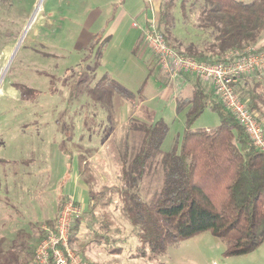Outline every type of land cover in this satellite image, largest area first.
<instances>
[{
    "label": "rangeland",
    "instance_id": "rangeland-1",
    "mask_svg": "<svg viewBox=\"0 0 264 264\" xmlns=\"http://www.w3.org/2000/svg\"><path fill=\"white\" fill-rule=\"evenodd\" d=\"M121 2L126 13L119 22ZM133 4L143 1L0 0V264H36L35 255L21 246L33 248L32 231L40 225L43 230L57 198L73 183L81 193L67 194L64 203L71 198L82 209L77 216L83 203L76 197H85V206L94 204L96 223L107 216L113 223L109 236L121 248L119 254L101 247L83 254L71 250L85 264H264V242L251 253L227 257L222 241L208 232L152 261L132 258L139 242L119 196L122 159L129 161L139 148L135 128L159 121L168 128L160 152L178 151L187 108L176 112L175 101L192 92L188 84L178 85L180 78L169 79L160 71L141 38V18ZM184 5L182 12L180 2L175 3L162 35L178 52L218 55L212 30L204 26L202 2ZM91 35L96 39L89 42ZM263 44L264 32L257 46L246 48L258 50ZM218 125V114L207 109L190 129ZM158 160L140 183L144 201L160 186ZM86 231L83 222L79 237Z\"/></svg>",
    "mask_w": 264,
    "mask_h": 264
},
{
    "label": "trees",
    "instance_id": "trees-1",
    "mask_svg": "<svg viewBox=\"0 0 264 264\" xmlns=\"http://www.w3.org/2000/svg\"><path fill=\"white\" fill-rule=\"evenodd\" d=\"M177 1L184 12L187 0H161L156 15V28L170 48L161 27L166 28L169 24L170 13ZM200 1L204 26L212 30L219 54L207 57L201 53L177 51L182 57L214 64L228 51L258 45L264 32V0L250 3ZM164 30L166 35L168 31ZM246 77L249 76L242 78ZM242 78L234 85V91L255 116L264 134V82H243ZM190 82L191 96L175 101L176 112L187 108L179 150L160 152L168 128L159 121L135 128L141 136L139 148L129 161L126 157L122 159L124 185L119 196L123 215L135 228L139 242L132 258L152 261L181 241L206 232L222 241L227 257L251 253L264 242V151L254 146L248 134L239 127L236 117L208 85H203L196 77ZM207 109L218 114L219 125L212 130H191L193 121ZM158 157L160 186L148 201H144L139 196L140 183ZM64 201V196L58 198L55 215L44 222L50 232L55 231ZM94 206L88 205L73 219L69 248L78 254L92 247L106 248L108 254L121 253V248L115 246L109 236L112 221L103 214L105 222L98 225ZM83 222L87 231L79 237ZM36 230L35 241L39 244L47 233L41 225ZM23 250L30 256L35 252L34 248Z\"/></svg>",
    "mask_w": 264,
    "mask_h": 264
},
{
    "label": "built area",
    "instance_id": "built-area-1",
    "mask_svg": "<svg viewBox=\"0 0 264 264\" xmlns=\"http://www.w3.org/2000/svg\"><path fill=\"white\" fill-rule=\"evenodd\" d=\"M156 15H152L141 30V38L151 50L160 71L169 79L191 76L208 85L223 106L237 119L250 137L254 146L264 151V134L255 116L240 101L234 85L244 76L264 78V44L260 50L246 48L225 53L219 62L205 64L192 58L182 57L175 49L168 47L156 28ZM135 27V24H133ZM82 209L68 199L56 219L54 232L47 233L37 245L34 255L36 264H85L76 257L68 246L69 231L73 218Z\"/></svg>",
    "mask_w": 264,
    "mask_h": 264
},
{
    "label": "crops",
    "instance_id": "crops-1",
    "mask_svg": "<svg viewBox=\"0 0 264 264\" xmlns=\"http://www.w3.org/2000/svg\"><path fill=\"white\" fill-rule=\"evenodd\" d=\"M143 1V5H140V6H137V5H135V4H133V6H132V8L131 9H133V10H135V12H136V14H138V17L139 18H141V29L139 30V32H140V35H141V30H142V28H144L145 27V25L147 24V22L151 19V17H152V15L154 14H156L157 13V11H158V9H159V5H160V3H157V4H155V1L157 2V0H142ZM118 7H120L121 8V10H120V12H119V14H120V17H121V19H120V21L119 22H121L122 21V19L125 17V13H126V10L124 9V3L123 2H121V4L118 6ZM135 14V13H134ZM113 22H114V19H113ZM117 24H115V26H116ZM140 37V36H139ZM108 38V37H107ZM94 39H96V36H93V35H91L90 36V39H89V42H91L92 40H94ZM106 40V39H105ZM104 40V41H105ZM182 80V81H181ZM181 82H178V85L180 86V85H183V86H185L186 84H188V86H190L191 87V82L190 81H192L193 79H190V78H181ZM189 82V83H188ZM203 85H205V84H203ZM206 86V85H205ZM70 169H71V167H70ZM75 172V171H74ZM74 172H72L70 175H71V180L74 178V176H75V173ZM71 185H73V186H71V187H68L67 189H68V193L67 194H69V193H73L74 195H75V193L77 192V191H79V193H81V188L80 189H78V186H76V184H71ZM77 190V191H76ZM61 194L63 195L64 193H63V191H62V189H61ZM67 194H65L64 196H66ZM59 198V197H58ZM57 198V199H58ZM77 199H79L78 201H82V203H83V210L88 206H85V204H86V202H85V197H76ZM39 203H40V201H38ZM56 207H57V205L55 206V208H54V214H53V216L55 215V212H56ZM39 216L40 217H42V213H41V211H40V214H39ZM53 216H52V218H53ZM38 217V216H37ZM48 219V218H47ZM47 219H45V220H47ZM44 220V221H45ZM37 221H39L38 223H40L41 221H43V220H37ZM43 221V222H44ZM38 223H36V224H38ZM42 223V222H41ZM23 227V226H22ZM35 229V228H34ZM21 231H23V229L21 228V229H19V231H17V233H15L16 235H18V234H20V232ZM32 231V230H31ZM24 233V232H23ZM31 236H32V238L34 239L33 241H34V246H35V243H36V241H35V239H36V236H37V230L35 231H32V233H31ZM17 237V236H16ZM28 237V236H27ZM16 239V238H15ZM19 238H17L16 240H18ZM14 242V241H13ZM34 246H33V248H34ZM23 249H30L28 246H26V245H23V246H21ZM20 247V248H21ZM31 249H32V247H31Z\"/></svg>",
    "mask_w": 264,
    "mask_h": 264
}]
</instances>
